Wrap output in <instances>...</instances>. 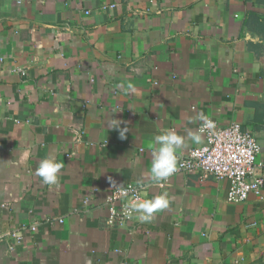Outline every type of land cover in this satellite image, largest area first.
I'll return each instance as SVG.
<instances>
[{
    "label": "crops",
    "instance_id": "0c3cea01",
    "mask_svg": "<svg viewBox=\"0 0 264 264\" xmlns=\"http://www.w3.org/2000/svg\"><path fill=\"white\" fill-rule=\"evenodd\" d=\"M198 114L252 133L264 165V0H0V264L264 260V190L234 204L227 180L149 175L154 136L185 137L178 158L204 144ZM128 184L169 207L110 227L107 195Z\"/></svg>",
    "mask_w": 264,
    "mask_h": 264
},
{
    "label": "built area",
    "instance_id": "2783aa9c",
    "mask_svg": "<svg viewBox=\"0 0 264 264\" xmlns=\"http://www.w3.org/2000/svg\"><path fill=\"white\" fill-rule=\"evenodd\" d=\"M16 3H22V0H16ZM114 6L111 5L110 8ZM20 72L24 73L22 70ZM208 119L212 121L214 127H206L203 121L197 125V131L204 136V144L190 149L185 156L179 157L178 171L173 175L198 173L201 178L227 180L229 182L227 201L234 204L245 201L252 194L258 195L264 190V165L257 161L261 147L256 138L249 131L243 130L238 123L233 122L222 127L215 120ZM123 188L127 190L124 194L117 188L107 195L106 221L110 227L124 228L130 225L135 213L129 219L124 215V210L143 200V187L128 184ZM138 196L140 199H137ZM83 202L88 204L89 199L85 198ZM109 220L112 221L111 224ZM59 222L62 223V220ZM23 229L35 232L37 225L34 222L29 227L23 226L22 229L12 232L14 244L9 246L10 252L14 251L15 244L23 241Z\"/></svg>",
    "mask_w": 264,
    "mask_h": 264
},
{
    "label": "clouds",
    "instance_id": "9594fccd",
    "mask_svg": "<svg viewBox=\"0 0 264 264\" xmlns=\"http://www.w3.org/2000/svg\"><path fill=\"white\" fill-rule=\"evenodd\" d=\"M198 120L203 121L204 125L208 128L214 127L205 115L198 114ZM124 121L112 119L109 124L110 130H116L119 133V139H126L125 133L129 131L128 127L121 128L120 125ZM189 138L195 142L200 141V136L197 133L189 131ZM148 147L151 149L152 161L149 175L152 180L157 183H162L168 180L175 172L178 171V156L179 150L185 147V137L178 135L174 130L168 129L161 134L154 136L153 140L149 143ZM32 155L30 148H27L23 153V158L28 159ZM61 164L54 159L45 158L40 160L39 166L35 170L36 176L41 179L45 185H55L58 182V173L61 169ZM115 186V181H112ZM116 187V186H115ZM121 193L124 194L127 190L122 185L118 186ZM137 199H140L138 196ZM170 200L167 193L158 195L152 199H143L140 203H134L129 209L124 210V215L131 219L133 213L135 218L141 223H150L155 214L162 212L169 207ZM112 221L109 220V224Z\"/></svg>",
    "mask_w": 264,
    "mask_h": 264
},
{
    "label": "rangeland",
    "instance_id": "374dc122",
    "mask_svg": "<svg viewBox=\"0 0 264 264\" xmlns=\"http://www.w3.org/2000/svg\"><path fill=\"white\" fill-rule=\"evenodd\" d=\"M251 264H264V260H258L256 262H253Z\"/></svg>",
    "mask_w": 264,
    "mask_h": 264
}]
</instances>
